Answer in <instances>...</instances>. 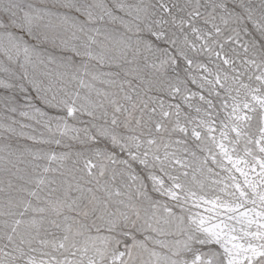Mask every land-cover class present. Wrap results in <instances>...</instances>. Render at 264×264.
Returning <instances> with one entry per match:
<instances>
[{
    "label": "snow or ice",
    "instance_id": "obj_1",
    "mask_svg": "<svg viewBox=\"0 0 264 264\" xmlns=\"http://www.w3.org/2000/svg\"><path fill=\"white\" fill-rule=\"evenodd\" d=\"M0 264H264V0H0Z\"/></svg>",
    "mask_w": 264,
    "mask_h": 264
}]
</instances>
